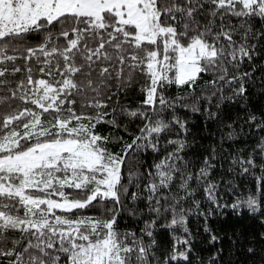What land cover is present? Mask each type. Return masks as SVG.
Instances as JSON below:
<instances>
[{"label": "snow or ice", "instance_id": "1", "mask_svg": "<svg viewBox=\"0 0 264 264\" xmlns=\"http://www.w3.org/2000/svg\"><path fill=\"white\" fill-rule=\"evenodd\" d=\"M253 96L264 0H0V264L264 261Z\"/></svg>", "mask_w": 264, "mask_h": 264}, {"label": "trees", "instance_id": "2", "mask_svg": "<svg viewBox=\"0 0 264 264\" xmlns=\"http://www.w3.org/2000/svg\"><path fill=\"white\" fill-rule=\"evenodd\" d=\"M174 91V90H173ZM130 100H135V96L129 97ZM252 103L257 107H264V99L253 96ZM203 128V126H200ZM212 129L203 128L202 131L194 130L197 136L206 135L208 131ZM201 143H211V140L200 141ZM243 145H241L242 147ZM230 199V198H229ZM193 227H195V222H193ZM216 228L223 229L222 235H231L234 231H244L246 234H255L258 231H264V228H261L257 221L252 220L247 214L237 218L235 216H229L223 224L217 223ZM158 239L161 244L167 246L169 244V237L166 233L161 231ZM225 247L227 248V243L225 242ZM206 244L197 243L196 248L194 249V255H199L201 258H207L210 255V252L206 250ZM233 253L229 250V256H232ZM235 259L239 260L241 264H264V261L261 260L260 255L249 259L246 253L236 254Z\"/></svg>", "mask_w": 264, "mask_h": 264}]
</instances>
